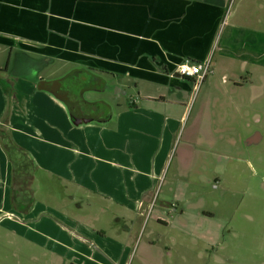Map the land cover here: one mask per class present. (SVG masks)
<instances>
[{
  "label": "crops",
  "instance_id": "1",
  "mask_svg": "<svg viewBox=\"0 0 264 264\" xmlns=\"http://www.w3.org/2000/svg\"><path fill=\"white\" fill-rule=\"evenodd\" d=\"M236 1L233 11L234 0H0V54L7 56L0 70L6 74L0 78V219L6 230L53 252V262L60 256L54 264H130L136 257L138 264H173L181 245L175 236L165 247L139 241V225L155 197L202 199L200 190L211 182L199 162L212 144L206 139L212 112L206 101L191 106L195 90L217 74L229 97L248 92L252 105L264 99V27L243 24H264V0ZM185 62H210L199 86L196 77L175 73ZM55 63L123 81L121 93L130 96L133 87L137 98L119 104L104 122L75 123L46 89L58 79L40 74ZM11 66L39 74L15 80ZM29 160L36 188L31 209L21 213L11 200L13 171ZM197 168L203 173L194 177ZM41 185L58 188L45 195L60 201L40 200ZM73 207L89 212L73 216Z\"/></svg>",
  "mask_w": 264,
  "mask_h": 264
},
{
  "label": "rangeland",
  "instance_id": "2",
  "mask_svg": "<svg viewBox=\"0 0 264 264\" xmlns=\"http://www.w3.org/2000/svg\"><path fill=\"white\" fill-rule=\"evenodd\" d=\"M234 2L233 11L237 4V1ZM232 21L238 22L234 19ZM243 24L250 28L264 27L260 22ZM6 61V54H0V70L5 67ZM14 68L11 66L9 75L15 80L19 77L35 78L39 74ZM70 70L72 69L66 65L55 63L40 74L52 80L63 78ZM236 74L239 75V72ZM241 76L246 77V74ZM4 77L6 74L0 73V78ZM102 77L105 84L101 82L96 84L95 89L85 92L88 102L109 104L116 114L119 104L125 106L130 97L137 98L135 88L130 90V96H125L120 93L127 88L123 81ZM221 78L216 74L204 88H197L191 102V106L198 109L206 101L212 112L208 118L211 123V129L207 130L209 137L206 136L212 144L208 148L207 160L202 158L199 162L206 166V176L211 181L206 182L204 189L200 190L202 199L176 201L160 196L155 199L150 213L142 218V224L138 226L141 229L139 241L149 239L161 247H165V244L168 246L172 236H175L173 238L181 245L173 252V264H264V99L261 97L252 105L248 92L240 94L241 97H229L222 88ZM256 80L254 81L258 82ZM242 96L246 97L245 101H242ZM229 98L234 101H228ZM193 113L187 125H184L185 134L196 116L195 110ZM258 113H261L260 117ZM214 139L217 140V145L213 143ZM196 172L197 176L203 173L197 168L192 173L194 177ZM170 176H173L171 170ZM41 180L44 182L45 179ZM43 187L41 185L40 200L53 203L60 201L59 198L45 195L46 190L57 194L58 188L45 187L44 190ZM198 187L197 185V190ZM179 196L180 199H187L182 194ZM195 200L197 201L194 202ZM199 209L208 211L212 218H202ZM73 211V216H87L86 212H89H81L76 207H73ZM183 211V217L179 216ZM8 218L16 220L12 216ZM101 227L108 231L106 222L102 221ZM151 232L154 233L149 237ZM194 240L197 244H194ZM207 247L210 248L207 250ZM55 257L57 255L50 250L36 246L6 230L4 220L0 219V264H54L61 260L59 256L60 259L53 262ZM138 262L136 257L130 264Z\"/></svg>",
  "mask_w": 264,
  "mask_h": 264
},
{
  "label": "flooded vegetation",
  "instance_id": "3",
  "mask_svg": "<svg viewBox=\"0 0 264 264\" xmlns=\"http://www.w3.org/2000/svg\"><path fill=\"white\" fill-rule=\"evenodd\" d=\"M101 82L105 84V79L100 74L72 70L69 74L61 78V80L58 79L54 80V82H48L46 89L65 103L75 123L104 122L112 113L111 107H102L97 103L88 102L85 98V92L95 89L96 84ZM101 89L104 90V88ZM15 165H17V172L15 171V173L13 171V195L16 194L17 200L18 198L22 200L19 201L21 205L19 212L26 213L31 209L34 201V190L36 186L33 183L34 175L32 172L35 171L36 166L30 160L25 162L19 161ZM143 204V202L139 204V211L143 208ZM204 214L208 217L211 215L208 211Z\"/></svg>",
  "mask_w": 264,
  "mask_h": 264
},
{
  "label": "built area",
  "instance_id": "4",
  "mask_svg": "<svg viewBox=\"0 0 264 264\" xmlns=\"http://www.w3.org/2000/svg\"><path fill=\"white\" fill-rule=\"evenodd\" d=\"M209 71L210 62L205 64L185 62L177 67L175 73L182 78L196 77L198 83L197 85L199 86Z\"/></svg>",
  "mask_w": 264,
  "mask_h": 264
},
{
  "label": "trees",
  "instance_id": "5",
  "mask_svg": "<svg viewBox=\"0 0 264 264\" xmlns=\"http://www.w3.org/2000/svg\"><path fill=\"white\" fill-rule=\"evenodd\" d=\"M25 156H26V154H25ZM30 161H32V160H30ZM17 165H15L14 166V172L16 171L17 172ZM15 172V173H16ZM26 180H28V178H26ZM27 184H28V181H27ZM29 185V184H28ZM15 193H16V191H14ZM18 192H20V191H18ZM17 192V193H18ZM14 193H13V191H12V198H11V200H12V204H13V208H15V209H18V211H20V209H21V205H20V202L17 200V198H16V194L15 195H13ZM22 213V212H21Z\"/></svg>",
  "mask_w": 264,
  "mask_h": 264
},
{
  "label": "water",
  "instance_id": "6",
  "mask_svg": "<svg viewBox=\"0 0 264 264\" xmlns=\"http://www.w3.org/2000/svg\"><path fill=\"white\" fill-rule=\"evenodd\" d=\"M125 93V92H124Z\"/></svg>",
  "mask_w": 264,
  "mask_h": 264
}]
</instances>
